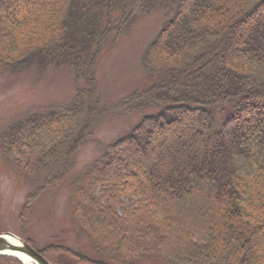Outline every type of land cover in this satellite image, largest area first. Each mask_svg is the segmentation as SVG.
Instances as JSON below:
<instances>
[{"label": "trees", "instance_id": "1", "mask_svg": "<svg viewBox=\"0 0 264 264\" xmlns=\"http://www.w3.org/2000/svg\"><path fill=\"white\" fill-rule=\"evenodd\" d=\"M159 9L173 13L143 54L150 84L116 106L123 115L161 110L70 179L71 217L97 257L20 234L51 264H264V0H0V68L62 64L75 77L68 104L0 133L11 170L44 175L19 224L72 172L99 124L103 47ZM0 264L22 263L0 255Z\"/></svg>", "mask_w": 264, "mask_h": 264}, {"label": "rangeland", "instance_id": "2", "mask_svg": "<svg viewBox=\"0 0 264 264\" xmlns=\"http://www.w3.org/2000/svg\"><path fill=\"white\" fill-rule=\"evenodd\" d=\"M172 13L159 9L141 15L116 42L103 47L95 68L96 91L101 95L98 111H103L99 124L76 152L72 172L54 188L41 191L23 227L18 216L25 197L41 184L44 175L39 180H29L14 172L0 150V232L19 236L24 232L38 247L56 242L97 257L71 217L69 182L102 152L104 145L128 131L144 114L161 110L159 106L123 115L117 113L116 105L134 90L150 84L142 64L143 54ZM74 78L72 69L62 64H48L40 69L32 63L16 73L0 68V133L17 117L68 104L75 93ZM141 264L178 263L166 258H145Z\"/></svg>", "mask_w": 264, "mask_h": 264}, {"label": "water", "instance_id": "3", "mask_svg": "<svg viewBox=\"0 0 264 264\" xmlns=\"http://www.w3.org/2000/svg\"><path fill=\"white\" fill-rule=\"evenodd\" d=\"M12 238H17L21 241L20 244H16L12 241ZM12 251H18L28 256L34 264H51L42 254L33 247H31L25 240L19 238L10 232L0 233V255H9L17 258L22 264L25 262L12 254Z\"/></svg>", "mask_w": 264, "mask_h": 264}, {"label": "bare ground", "instance_id": "4", "mask_svg": "<svg viewBox=\"0 0 264 264\" xmlns=\"http://www.w3.org/2000/svg\"><path fill=\"white\" fill-rule=\"evenodd\" d=\"M11 240L14 241L16 244L21 243V241L17 238H12ZM11 253L16 255L18 258L22 259L25 262V264H34L33 261L28 256H26L25 254L21 252L12 251Z\"/></svg>", "mask_w": 264, "mask_h": 264}]
</instances>
